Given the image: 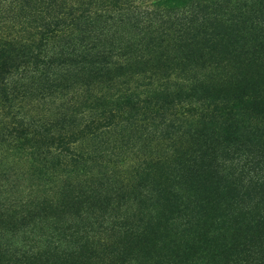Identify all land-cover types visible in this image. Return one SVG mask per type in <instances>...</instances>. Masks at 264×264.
Segmentation results:
<instances>
[{
    "label": "rangeland",
    "instance_id": "374dc122",
    "mask_svg": "<svg viewBox=\"0 0 264 264\" xmlns=\"http://www.w3.org/2000/svg\"><path fill=\"white\" fill-rule=\"evenodd\" d=\"M196 165L264 166V0H0V264H203Z\"/></svg>",
    "mask_w": 264,
    "mask_h": 264
},
{
    "label": "trees",
    "instance_id": "16d2710c",
    "mask_svg": "<svg viewBox=\"0 0 264 264\" xmlns=\"http://www.w3.org/2000/svg\"><path fill=\"white\" fill-rule=\"evenodd\" d=\"M239 133L236 128L232 134L237 144ZM241 173L244 169L239 165L229 172L219 165H196L187 170L186 178L191 181L190 188L186 189L187 197L171 195V200H165L170 207L165 212L178 214L176 218L181 219L183 235L197 245L195 253L200 254L203 264H264V256L258 249L264 239V189L260 190L259 183L264 182V166L248 177L247 185L253 187L241 186ZM220 188L225 192L221 193ZM49 249L41 246L32 247L31 251H15L4 262L82 264V254L77 250L64 253L58 248H53V252ZM40 259L45 263H40Z\"/></svg>",
    "mask_w": 264,
    "mask_h": 264
}]
</instances>
